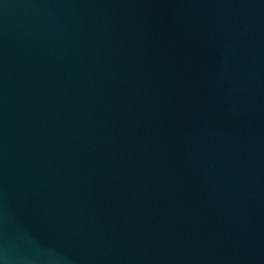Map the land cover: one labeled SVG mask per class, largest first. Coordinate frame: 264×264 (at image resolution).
Masks as SVG:
<instances>
[{
  "label": "water",
  "instance_id": "water-1",
  "mask_svg": "<svg viewBox=\"0 0 264 264\" xmlns=\"http://www.w3.org/2000/svg\"><path fill=\"white\" fill-rule=\"evenodd\" d=\"M0 264H264V0H0Z\"/></svg>",
  "mask_w": 264,
  "mask_h": 264
}]
</instances>
